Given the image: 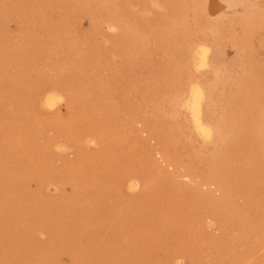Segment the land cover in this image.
<instances>
[{"label":"rangeland","instance_id":"1","mask_svg":"<svg viewBox=\"0 0 264 264\" xmlns=\"http://www.w3.org/2000/svg\"><path fill=\"white\" fill-rule=\"evenodd\" d=\"M0 264H264V0H0Z\"/></svg>","mask_w":264,"mask_h":264},{"label":"bare ground","instance_id":"2","mask_svg":"<svg viewBox=\"0 0 264 264\" xmlns=\"http://www.w3.org/2000/svg\"><path fill=\"white\" fill-rule=\"evenodd\" d=\"M236 1H243V0H236ZM244 1H247V0H244ZM211 2V1H210ZM217 4V3H216ZM214 4V5H216ZM219 7L220 5L217 4ZM213 6V5H212ZM211 7V6H210ZM215 6H213L212 8H214ZM216 8V7H215ZM214 10H217L215 9ZM220 8V7H219ZM213 12V11H212ZM193 46V45H192ZM198 53L200 58H201V61L204 63L205 59H206V56H207V49L208 47L207 46H204V45H201L199 48H198ZM210 49H208L209 51ZM205 64V63H204ZM203 64V65H204ZM207 64V63H206ZM200 65V63H199ZM202 69V68H201ZM185 94V93H184ZM184 96V95H183ZM182 98V97H181ZM60 99V98H59ZM180 99V98H179ZM178 99V100H179ZM202 100H203V90L200 89L199 87H194L191 91H190V94L188 96H186V98L182 99L180 102L177 103V108H180V107H184V108H187L188 110H190L194 116V119L196 120V123L199 125L201 123V115H202ZM56 99L54 100L53 98L49 97V106L52 107L55 105V102ZM173 102V101H172ZM220 118V117H219ZM209 121V120H207ZM215 122L217 121V119L214 120ZM208 123V122H206ZM218 123V122H217ZM213 125V124H212ZM198 127V126H197ZM200 127V125H199ZM204 127V125H203ZM216 127V126H215ZM203 129V128H202ZM206 129V128H205ZM202 131V130H201ZM204 132V131H203ZM208 132V131H207ZM222 135V132H221V127L218 126L217 129H216V132H215V136H216V140L218 138H220V136ZM186 136V135H185ZM192 137V136H191ZM130 185V184H129ZM132 185H137V182H134L132 183ZM132 187V186H131Z\"/></svg>","mask_w":264,"mask_h":264}]
</instances>
